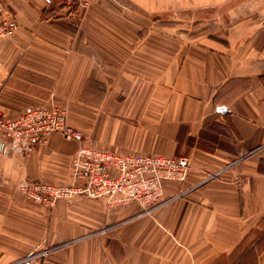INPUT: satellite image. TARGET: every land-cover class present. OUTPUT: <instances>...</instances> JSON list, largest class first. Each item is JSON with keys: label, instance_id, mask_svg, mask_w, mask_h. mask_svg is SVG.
<instances>
[{"label": "crops", "instance_id": "1", "mask_svg": "<svg viewBox=\"0 0 264 264\" xmlns=\"http://www.w3.org/2000/svg\"><path fill=\"white\" fill-rule=\"evenodd\" d=\"M0 111L57 105L87 144L187 156L151 211L23 197L71 181L79 144L0 137V264H264V0H0Z\"/></svg>", "mask_w": 264, "mask_h": 264}, {"label": "built area", "instance_id": "2", "mask_svg": "<svg viewBox=\"0 0 264 264\" xmlns=\"http://www.w3.org/2000/svg\"><path fill=\"white\" fill-rule=\"evenodd\" d=\"M60 1L72 11L87 9L97 0ZM14 32L13 20L0 8V40L11 38ZM55 134L79 144L71 159V181L20 186L25 199L45 208H52L58 200L89 198L103 201L107 208L137 204L149 212L165 199V184L184 183L191 170L187 156L97 149L87 144L82 130L70 124L67 110L57 105L28 106L15 118L0 111V137L21 150L31 152Z\"/></svg>", "mask_w": 264, "mask_h": 264}]
</instances>
